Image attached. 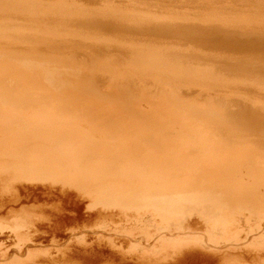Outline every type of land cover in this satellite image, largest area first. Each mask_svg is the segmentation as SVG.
<instances>
[{"label": "bare ground", "instance_id": "obj_1", "mask_svg": "<svg viewBox=\"0 0 264 264\" xmlns=\"http://www.w3.org/2000/svg\"><path fill=\"white\" fill-rule=\"evenodd\" d=\"M0 264H264V0H0Z\"/></svg>", "mask_w": 264, "mask_h": 264}, {"label": "rangeland", "instance_id": "obj_2", "mask_svg": "<svg viewBox=\"0 0 264 264\" xmlns=\"http://www.w3.org/2000/svg\"><path fill=\"white\" fill-rule=\"evenodd\" d=\"M37 184H40V183H37ZM39 186V185H38ZM8 190V191H7ZM4 193L6 192V193H8L9 195H5L4 193H3V195L4 196H10V194H12V191H10L9 189H5V190H2ZM10 191V192H9ZM2 194V193H1ZM55 200V199H54ZM54 200L52 199V200H48V201H46V199L44 198H42V199H40L38 202H36V203H34V202H31L30 204H29V207H28V211L27 212H29V214L27 213V215H30L29 217H31V214H32V216H35L36 217V219H35V217H34V219L35 220H39L42 216H44V217H42L41 218V220H44L49 214H51V213H54L53 211L55 210L56 211V209H62L63 207L64 208H67L68 206L66 205V204H64L62 201H59V200H55V205L53 204L54 203ZM50 201H51V203L53 204H51L50 203ZM58 201V202H57ZM86 201V202H85ZM85 201H83V204L85 205L86 203H88V201L87 200H85ZM45 202V203H44ZM48 202V203H47ZM60 202L63 204H60ZM51 205H50V204ZM56 203H57V205H59V206H56ZM59 203V204H58ZM31 204H33V205H31ZM40 204V205H39ZM45 204V205H44ZM48 204V205H47ZM50 206V207H49ZM51 206H52V208H51ZM54 206V207H53ZM32 207V208H31ZM34 207H35V209H34ZM48 207V208H47ZM55 207H57V208H55ZM59 207V208H58ZM55 208V209H54ZM36 209H37V211H36ZM47 209V210H46ZM31 211H32V213H31ZM38 212V213H37ZM31 213V214H30ZM34 214V215H33ZM37 214H40V215H38L37 216ZM42 215V216H41ZM46 215V216H45ZM33 218V217H32ZM31 218V219H32ZM38 218V219H37ZM11 221V219H9V221H7V222H10ZM116 225L117 224H115L114 226L116 227ZM110 227H112V225H110ZM109 227V228H110ZM88 228V227H87ZM114 227H112V229H111V231L114 233V232H119L118 230H116L115 231V228L113 229ZM108 229V228H107ZM81 230H86V228L84 229H82L81 228ZM109 230V229H108ZM114 230V231H113ZM81 234V235H80ZM78 235V234H77ZM82 232H80L79 233V236H76L75 238H77L76 240H81L82 238ZM80 237V238H79Z\"/></svg>", "mask_w": 264, "mask_h": 264}]
</instances>
